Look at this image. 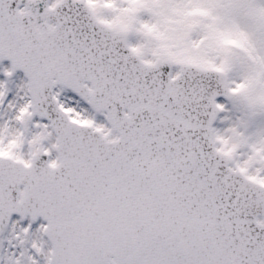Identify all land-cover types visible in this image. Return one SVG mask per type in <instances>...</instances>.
Segmentation results:
<instances>
[{
  "label": "snow or ice",
  "instance_id": "snow-or-ice-1",
  "mask_svg": "<svg viewBox=\"0 0 264 264\" xmlns=\"http://www.w3.org/2000/svg\"><path fill=\"white\" fill-rule=\"evenodd\" d=\"M0 264H264V0H0Z\"/></svg>",
  "mask_w": 264,
  "mask_h": 264
}]
</instances>
